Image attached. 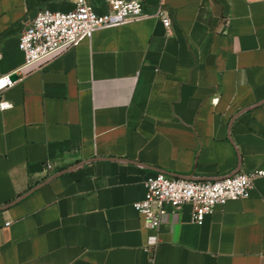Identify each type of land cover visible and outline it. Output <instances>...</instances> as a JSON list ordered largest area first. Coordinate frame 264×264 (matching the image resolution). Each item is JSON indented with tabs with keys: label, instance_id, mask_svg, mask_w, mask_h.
<instances>
[{
	"label": "crops",
	"instance_id": "1",
	"mask_svg": "<svg viewBox=\"0 0 264 264\" xmlns=\"http://www.w3.org/2000/svg\"><path fill=\"white\" fill-rule=\"evenodd\" d=\"M139 1L164 6L170 30L154 18L98 30L4 93L0 264H264V177L203 225L166 204L154 231L134 207L159 173L264 171V0ZM76 7L0 0V77L24 66L41 10Z\"/></svg>",
	"mask_w": 264,
	"mask_h": 264
},
{
	"label": "built area",
	"instance_id": "2",
	"mask_svg": "<svg viewBox=\"0 0 264 264\" xmlns=\"http://www.w3.org/2000/svg\"><path fill=\"white\" fill-rule=\"evenodd\" d=\"M108 3L111 10L104 15H99L87 0H77L76 9L68 13L41 10L25 29L19 43V49L25 54L24 66L13 74L0 77V111L13 108L3 95L22 81L30 69L90 40L98 30L148 18L160 21L167 31L172 26L171 17L162 5L154 11H147L139 0H108ZM14 75L18 76V80H13ZM262 177L264 171H255L203 182L159 173L146 179V198L134 207L144 216L147 227L154 231H158L161 226L166 204L175 209L192 205L193 221L203 225L216 206L250 198L255 180ZM156 242L157 239H154L151 244L155 245Z\"/></svg>",
	"mask_w": 264,
	"mask_h": 264
},
{
	"label": "water",
	"instance_id": "3",
	"mask_svg": "<svg viewBox=\"0 0 264 264\" xmlns=\"http://www.w3.org/2000/svg\"><path fill=\"white\" fill-rule=\"evenodd\" d=\"M13 80H18V76L17 75H14L13 76ZM27 196V195H26Z\"/></svg>",
	"mask_w": 264,
	"mask_h": 264
}]
</instances>
